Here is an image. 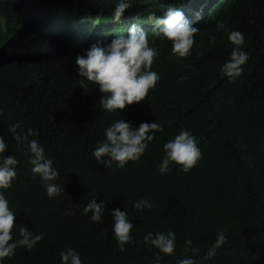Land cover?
Wrapping results in <instances>:
<instances>
[{
  "label": "trees",
  "instance_id": "obj_1",
  "mask_svg": "<svg viewBox=\"0 0 264 264\" xmlns=\"http://www.w3.org/2000/svg\"><path fill=\"white\" fill-rule=\"evenodd\" d=\"M116 2L0 4V135L9 146L4 155L19 161L17 177L4 194L16 214L13 239L19 238L20 226L44 234L33 249L17 247L3 264H61L59 252L68 247L83 264H177L181 258L194 264H264V13L259 1L235 0L221 11L226 28L245 37L248 60L239 77L230 80L221 73L232 45L216 29L206 37L200 58L175 66L168 58L155 88L120 114L100 108L102 93L65 65L66 59L43 58L66 44L77 46L90 31L108 29ZM121 118L133 127L154 121L164 130L154 132L138 161L105 168L92 152L105 138L104 129ZM13 124L24 137L21 142L8 131ZM181 130L197 137L202 158L187 173L173 163L161 175L162 146ZM32 139L53 159L60 172L56 182L65 192L49 198L39 178H32L24 155ZM94 198L105 203L99 224L83 212ZM140 199L153 207L137 211L133 203ZM117 208L134 224L133 239L123 250L112 231L111 211ZM220 230L227 242L208 257ZM167 231L176 235L171 255L143 241L148 232ZM185 240L199 251L186 253Z\"/></svg>",
  "mask_w": 264,
  "mask_h": 264
},
{
  "label": "clouds",
  "instance_id": "obj_2",
  "mask_svg": "<svg viewBox=\"0 0 264 264\" xmlns=\"http://www.w3.org/2000/svg\"><path fill=\"white\" fill-rule=\"evenodd\" d=\"M32 1L40 5L41 0ZM234 1L117 0L111 13L114 22L108 29H104L101 34L90 31L77 46L68 48L66 44L44 54L43 58H50V63L59 58L62 61L66 59L65 65L76 69L79 77L94 83L102 93L100 108L109 113L119 110L120 114L126 105L144 100L149 90L155 88L160 79L157 72L165 70L168 58L173 60L174 66L200 58L206 37L216 29L222 31L223 37L232 45L229 59L221 65V73L230 80L239 77L248 60V54L243 50L245 37L238 30H228L221 13L225 6ZM239 1L244 3L247 0ZM258 1L264 13V0ZM209 42L215 44V35L209 37ZM186 78L181 76V79ZM17 128V124L10 125L8 131L13 139L21 142L24 137L17 133ZM163 130V126L154 121L142 122L138 127H133L122 118L118 119L104 129L105 138L97 142L92 155L105 168L115 165L123 169L129 162L141 158L153 141L154 132ZM5 141V136L0 135V264H3L4 258L14 256L17 247L31 250L44 238L43 233L34 235L29 229L20 226L19 238L13 239L16 214L10 208L4 190L9 189L16 179L19 161L14 155H4L9 147ZM199 144L200 141L190 131L181 130L163 144L164 156L157 165L158 172L161 175L167 174L173 163L185 173L190 171L202 158ZM24 155L33 174L32 178H39L49 198L64 191L56 182L60 172L37 140L28 141ZM133 207L142 211L151 209L153 204L149 200L140 199L133 203ZM104 208V201L97 202L94 198L85 205L83 212L85 215L91 213V221L99 224ZM111 216L114 220V237L123 250L124 245L133 239L131 230L134 224L125 210L114 209ZM143 241L165 255L173 254L176 248V235L173 231L148 232L143 236ZM226 242L225 232L218 231L214 243L208 249V257L213 256ZM184 251L197 253L199 250L192 247L191 240H185ZM59 257L61 264H83L80 254L71 247L60 251ZM177 264L194 262L191 258H181Z\"/></svg>",
  "mask_w": 264,
  "mask_h": 264
}]
</instances>
